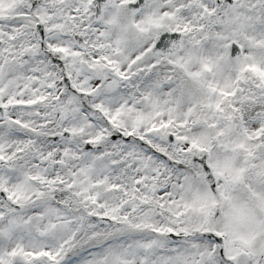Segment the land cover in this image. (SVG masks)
Instances as JSON below:
<instances>
[{
    "label": "snow or ice",
    "instance_id": "obj_1",
    "mask_svg": "<svg viewBox=\"0 0 264 264\" xmlns=\"http://www.w3.org/2000/svg\"><path fill=\"white\" fill-rule=\"evenodd\" d=\"M0 264H264V0H0Z\"/></svg>",
    "mask_w": 264,
    "mask_h": 264
}]
</instances>
